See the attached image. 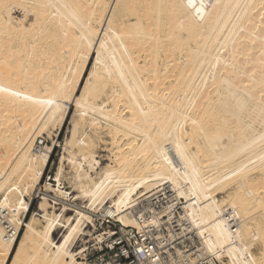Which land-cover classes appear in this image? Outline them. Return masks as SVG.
I'll return each mask as SVG.
<instances>
[{"label": "bare ground", "instance_id": "1", "mask_svg": "<svg viewBox=\"0 0 264 264\" xmlns=\"http://www.w3.org/2000/svg\"><path fill=\"white\" fill-rule=\"evenodd\" d=\"M70 104L73 139L45 189L60 206L42 193L54 148L36 139ZM161 189L191 208L207 252L264 264V0H0V264H84L95 217L138 227L133 208Z\"/></svg>", "mask_w": 264, "mask_h": 264}, {"label": "built area", "instance_id": "2", "mask_svg": "<svg viewBox=\"0 0 264 264\" xmlns=\"http://www.w3.org/2000/svg\"><path fill=\"white\" fill-rule=\"evenodd\" d=\"M219 214L230 246H239L237 213L226 208ZM132 216L138 227H124L112 217L97 219L96 235L80 245L76 258L84 264H229L227 257L207 252L191 220V208H181L168 190L149 196L133 208ZM245 260L252 261L251 255Z\"/></svg>", "mask_w": 264, "mask_h": 264}, {"label": "rangeland", "instance_id": "3", "mask_svg": "<svg viewBox=\"0 0 264 264\" xmlns=\"http://www.w3.org/2000/svg\"><path fill=\"white\" fill-rule=\"evenodd\" d=\"M93 61H95V60H92L91 64L89 65V68H88V71L86 74V78H88V76H89V74L93 68V64H94ZM81 94H82V90L80 89L78 92V97H80ZM68 108H69V116H68L67 121L65 122L62 129H56V131L53 132L54 135L50 134L48 132H45V134L37 137V139H36V145L37 146H40V144L43 143L41 146L44 148L40 149L42 153H48L47 152L48 147L54 148L53 154L51 157V162L49 163V166H48L46 173H45V177H44L43 182H42V188H43L42 193L48 195L47 198H49L50 203H53L54 199H57L56 202L58 204H60V206L64 205L63 202L66 201L65 197L57 196L56 193L52 192L51 190H47V192H45V189H46V184H47L46 182L52 183L54 185V188H57V184L54 182V179H55L57 171L60 167V160H61V157L64 153V149L67 147V145L71 141V139H73V133L75 130V128H74V116H75V111H76L75 104L68 105ZM257 128L261 129L262 127H260L257 124ZM101 138H102L101 142L98 143L97 157H98V161L100 162L102 167H105L109 164H112V158H114L113 154H112V151H113L112 147L113 146L110 145L111 144V138L107 135V133H104V131H103V134L101 135ZM67 164L68 163L65 162V164H64L65 168L67 167ZM254 173H256V172H254ZM63 176H64L63 177V183H64V186L66 187L65 191H67L68 193H71L70 198L76 196L78 193H77V191H74V188H72V186L69 185L67 173H65ZM43 194L37 195V192H35L31 197L26 196L27 203L31 204V210H30V213L26 217L23 218L24 222H30L32 215L35 212H38L39 204L41 203V198H43L45 196ZM68 202H70V201H68ZM70 203L72 204L73 201H71ZM77 203H79V202H77ZM60 206L57 205L58 208ZM69 215H71V213ZM95 219L97 220L98 218L95 217ZM96 224L98 225L97 221H96ZM88 230L92 234V237H94L96 235V233H94V231H95L94 227H92V228L90 227ZM25 231H26V228L24 227L21 231L20 239L23 238ZM60 236H61V231L59 230L56 232L55 237H56V239H59ZM83 239H85V237H83L82 240ZM89 239H90V237L86 238L85 241H87ZM82 244H84V242L79 241L77 244V247H79Z\"/></svg>", "mask_w": 264, "mask_h": 264}, {"label": "snow or ice", "instance_id": "4", "mask_svg": "<svg viewBox=\"0 0 264 264\" xmlns=\"http://www.w3.org/2000/svg\"><path fill=\"white\" fill-rule=\"evenodd\" d=\"M192 0H189V3L191 4Z\"/></svg>", "mask_w": 264, "mask_h": 264}]
</instances>
